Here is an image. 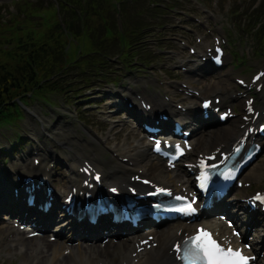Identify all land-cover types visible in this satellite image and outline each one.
<instances>
[{
  "label": "bare ground",
  "instance_id": "1",
  "mask_svg": "<svg viewBox=\"0 0 264 264\" xmlns=\"http://www.w3.org/2000/svg\"><path fill=\"white\" fill-rule=\"evenodd\" d=\"M225 78H222L221 81H225ZM154 106L157 108H163L167 105V103L163 101H154ZM171 114L176 117H181L180 113L171 111ZM189 116L187 118H190L191 116L196 115L195 109H190L188 112ZM238 120H232L229 125L226 127L215 129L213 133L206 134L203 136V142L202 143H195V146L197 147L199 152H206L207 154L212 151V149L222 146V145H228V141L236 136L239 133V130L237 128ZM196 134V133H195ZM120 135H116L115 139H119ZM112 154L114 153V157L123 156L127 158V163L125 164H117L112 169L110 168H103L104 178L106 181H108L111 184H115L118 187H121L125 183H129V180L127 179L128 174L135 171L138 172L139 170H142V172H145L148 174V176L154 180V181H161L165 183H172L173 176L167 172L166 169H164L161 165L157 166H151L148 165V163H151L150 161V155L147 153L145 147H139L137 145L131 144V142L125 141V144L119 148V149H112ZM33 160V159H32ZM28 161L24 158L19 163H12L13 169H18L20 166L21 168H25L28 171H32L34 168L32 164L27 163ZM130 162V163H129ZM43 172L47 175L49 173V168L42 166ZM262 170V167L260 165L254 166L249 172H247L244 176L245 179H258L260 172ZM79 176V174L75 171L74 166L69 165L67 168L64 178L67 182V185L64 187V191L66 192L68 190V187L70 185H76V178ZM22 185V184H20ZM78 189L80 188L79 185L76 186ZM0 188H3L6 190V195H0V211L1 210H9L6 205L1 203V198L6 199L8 201H12L14 199L11 198L10 192L13 191L14 188L18 189V193H23V188L18 185L16 182H4L0 181ZM81 190H83L81 188ZM85 190V189H84ZM18 194V196H19ZM15 197V199H19ZM60 204H63V199H60ZM20 205L23 206L22 202H20ZM67 214H65V221L69 218ZM21 220H28L27 217L20 216ZM52 218V217H50ZM22 223V222H21ZM62 226V225H57ZM56 226V228H57ZM41 228L44 230L49 229V226L46 224H42ZM65 229L64 225L60 228L58 232H56V235L61 233V230ZM104 229L107 231V234L111 235V238H118V233H121L118 231V229H110L109 227L104 228H98L96 231H93L91 233H85L81 231H76V233H72L69 240H84L86 242H100V234L101 230ZM188 227H184L181 229V232L178 233V229H170L166 228L163 229L164 232H157V230H149V232H152L155 234V238L158 241L157 245L155 247L150 246V248L144 247L142 251L137 252V247L133 246L136 235L128 237L125 236V239H121L120 241H116L114 244L113 241L109 240L107 243L102 244H96L93 243L92 247L89 245V243H82L77 245L76 248H72L69 250L68 255L63 256V258H66L68 261L71 262V264H91L93 260L97 259L93 264L97 263H103V264H174V258L173 255L168 253L167 247L168 244L173 240L177 239L181 236L182 232L187 230ZM57 230V229H55ZM125 231H127L126 228H124ZM6 231V229H5ZM2 232L0 236H2L4 233ZM85 231V230H83ZM11 232V230H9ZM75 238V239H74ZM19 244L22 245L24 243V240L21 238L18 240ZM45 250L39 251V254L35 252V256L40 257V254H42L41 259L48 261V264H57L59 263V258L61 257V248L55 247L54 244H51L47 241H41L40 242ZM31 245V243H29ZM35 244H38L35 243ZM62 246V245H61ZM65 248V247H64ZM254 248H259V242L257 239L254 241ZM49 249V250H48ZM48 250V253H41L46 252ZM42 264V263H41Z\"/></svg>",
  "mask_w": 264,
  "mask_h": 264
},
{
  "label": "rangeland",
  "instance_id": "2",
  "mask_svg": "<svg viewBox=\"0 0 264 264\" xmlns=\"http://www.w3.org/2000/svg\"><path fill=\"white\" fill-rule=\"evenodd\" d=\"M161 23H164V20L160 18L158 21H156V24H152V26L147 28L145 30V32H148V33H152L153 32L156 35V30H155L154 27L157 28V26H159V24H161ZM239 62H241V60ZM133 65H134V63L130 64L129 67L133 66ZM109 66H110V69L112 71V73L109 75L110 78H112V77L119 78L118 71L122 67L123 68H128V65L122 64L117 59V57L116 58H112L110 60ZM122 75H126V74L122 71ZM127 80H128V77L124 79V81H127ZM96 82L100 83L101 81H99L97 79ZM91 92H93V91H91ZM90 94L91 93H84L83 95H78V96L75 97V100H78V99H80V98H82L84 96L90 95ZM52 98L58 103L64 101V98L62 96L58 97L56 99L54 97H52ZM73 106H74V104L70 103V104H68L66 106V108H63V109L55 108V107L52 108V109H49V108L43 106V103H41L40 101H37L34 104H32L33 110L37 111L38 113L48 114L49 122L46 123V126H49V125H51L54 122L56 114H58L59 112L63 114V117L59 118L60 129L56 130L57 132H60L57 136L59 137L60 142H63V143H68L70 139L73 140V138L77 134L76 133V129H75V124L78 125V126L80 125L76 121V116H81L83 114L80 111V115H78L77 112L73 110ZM85 108L87 109V107H85ZM88 110L90 111L92 109H88ZM86 113H87V111H86ZM92 114L93 113H91V115ZM26 122H28L29 125H31V126L32 125L33 126L37 125L35 120L31 116H28V115L25 117V119L23 121H21V124L23 125ZM20 128H21V126H20ZM87 129H88V127L86 128L85 132H87ZM79 130L83 131V128L80 127ZM15 131H17L15 127H9V126H6V124L0 125V139H2V137L6 136L7 133H14ZM52 131H54V130H52ZM60 135H62V136L60 137ZM13 256H14V250H13L12 247L7 249V250L2 251L1 254H0V264H18V262L21 261V259H22V258H19V257L14 259Z\"/></svg>",
  "mask_w": 264,
  "mask_h": 264
},
{
  "label": "snow or ice",
  "instance_id": "3",
  "mask_svg": "<svg viewBox=\"0 0 264 264\" xmlns=\"http://www.w3.org/2000/svg\"><path fill=\"white\" fill-rule=\"evenodd\" d=\"M261 75H264L262 73ZM179 151H183L179 145L176 146ZM157 149L159 150V144H157ZM99 179V176H97ZM207 179V176L204 177ZM116 191V189H112ZM161 192L166 191L165 189H160ZM177 199H185L183 197H178ZM257 199L264 200V197L258 196ZM178 212H193L195 209L191 206V203H187L181 207L174 209ZM192 247L184 249L183 259L186 264H248L251 259L245 256L242 250L233 249L231 247L225 249L213 239L210 232L201 229L199 233L191 238ZM180 245H177V251H180Z\"/></svg>",
  "mask_w": 264,
  "mask_h": 264
}]
</instances>
